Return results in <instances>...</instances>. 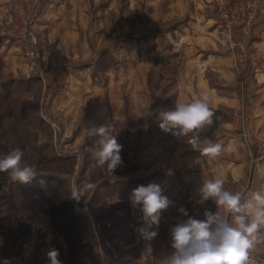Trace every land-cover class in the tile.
Returning a JSON list of instances; mask_svg holds the SVG:
<instances>
[{"label": "rangeland", "instance_id": "374dc122", "mask_svg": "<svg viewBox=\"0 0 264 264\" xmlns=\"http://www.w3.org/2000/svg\"><path fill=\"white\" fill-rule=\"evenodd\" d=\"M41 2L44 8L46 0ZM141 4L71 0L63 8L77 31L68 34V42L56 33L39 32L36 58H24L14 47L0 52V156L19 148L22 163L38 173L28 184L0 173V232L5 236L0 247L13 264H48L51 248L59 251L61 264H160L171 251L170 230L183 223L182 217L160 219L159 228L152 229L158 235L144 241L132 233L139 210L110 202L113 196L130 194L113 193L106 185L121 168L146 170L155 162L163 135L149 107L170 102L166 90L182 69L169 64L170 51L156 53L154 17H146ZM158 24L164 28L171 21ZM162 87L166 96L158 92ZM93 124H111L122 146L123 164L112 175H105L90 150L96 138H88L87 128ZM47 176L60 180L57 197L40 192L45 186L40 177ZM85 182L94 183L95 190L79 201L72 199V187ZM68 201L81 220L61 234L51 218L59 222ZM201 206L205 212L207 204ZM207 210L214 212L216 205ZM10 227L14 234L7 233ZM146 244L153 249L150 257L143 254ZM259 245L257 263L264 264V243Z\"/></svg>", "mask_w": 264, "mask_h": 264}, {"label": "crops", "instance_id": "0c3cea01", "mask_svg": "<svg viewBox=\"0 0 264 264\" xmlns=\"http://www.w3.org/2000/svg\"><path fill=\"white\" fill-rule=\"evenodd\" d=\"M69 1L46 0L37 21L38 35L39 32H47L53 37L56 33L61 41L63 38L64 42H68V34L77 31L71 23L70 12L63 8ZM9 2L0 0V21L8 13ZM141 2L144 15L154 17L152 21L155 27L152 31L157 34L156 53L159 49L170 51L169 64L182 66V69L174 73L173 83L166 90L171 97L170 102L149 107L151 115L155 116L158 134L163 135L162 144L156 145L158 152L155 162H151L146 170L138 171L136 167L129 166L121 168V173L116 174L117 178L108 181V187H112L113 193L129 195L140 185H160L163 194L173 201L169 209L162 212L161 221H177L183 217L177 209L182 206L187 210L191 199L199 200L198 189L207 179L219 177L224 180L225 190L244 191L246 195L264 189V0H261L249 35L243 38L244 47L255 64V68L247 73L243 93L237 88L239 75L233 69V59L229 53L218 51L215 38L219 27L213 8L215 0ZM169 20L171 24L168 27L161 28L158 24L159 21ZM13 47L25 58L20 46L0 39V52ZM67 86L66 82L63 90H67ZM162 90L163 87L158 92L166 96L167 93ZM65 93L71 94L69 91ZM202 95L208 97L218 123L205 126L199 135L205 145L219 143L222 146L221 153L215 158L193 150L186 137L171 133L165 136L159 128L161 110H173L176 102H191ZM204 204L209 209L215 206L211 199ZM141 226L143 221L140 218L132 233L136 235V229ZM260 243H264V240L258 241L251 250L253 264H258Z\"/></svg>", "mask_w": 264, "mask_h": 264}, {"label": "clouds", "instance_id": "9594fccd", "mask_svg": "<svg viewBox=\"0 0 264 264\" xmlns=\"http://www.w3.org/2000/svg\"><path fill=\"white\" fill-rule=\"evenodd\" d=\"M213 116L208 97L202 95L191 102H176L173 110H161L159 128L165 133L186 137L193 150L215 158L221 153L222 146L219 143L205 145L199 135L205 126L213 124ZM112 132L111 124H93L87 128L88 138H96L90 150L105 175H112L123 164L122 146ZM23 157L24 152L19 148L0 156V173H7L13 182L30 183L38 173L34 166L22 163ZM95 188L94 183L85 182L82 186H73L70 196L79 201ZM198 195L196 203L204 204L211 199L217 210H206L203 220L189 217L186 222L173 226L170 230L171 251L160 264H253L251 250L258 241L264 240V189L247 195L242 191L232 192L225 190L224 180L216 177L204 180ZM129 201L131 207L142 214L143 226L136 232L144 241H152L158 235L157 230H152L153 226L159 228L162 212L168 210L173 201L156 183L138 186L130 194ZM118 202V197L112 200V203ZM177 211L188 216L182 206ZM143 254H153L150 244H146ZM46 256L48 264H61L57 249L51 248ZM5 264L9 262L5 261Z\"/></svg>", "mask_w": 264, "mask_h": 264}, {"label": "built area", "instance_id": "2783aa9c", "mask_svg": "<svg viewBox=\"0 0 264 264\" xmlns=\"http://www.w3.org/2000/svg\"><path fill=\"white\" fill-rule=\"evenodd\" d=\"M260 6L261 0H217L215 5L219 27L218 51L229 53L233 59V69L239 75L237 88L242 93L248 71L255 68V64L250 60L249 52L244 47L243 38L249 35ZM42 11L41 0H10L8 13L0 21V39L20 46L26 58H36L39 52L37 21ZM33 37H35V43H33ZM129 196H113L110 202L112 203V200L118 197L120 203L133 209ZM197 201L193 200L188 205V216H183L182 222H186L189 217L200 220L204 218L203 208L201 204L196 203ZM207 208L209 209L208 206L204 209L207 210Z\"/></svg>", "mask_w": 264, "mask_h": 264}, {"label": "trees", "instance_id": "16d2710c", "mask_svg": "<svg viewBox=\"0 0 264 264\" xmlns=\"http://www.w3.org/2000/svg\"><path fill=\"white\" fill-rule=\"evenodd\" d=\"M44 180L45 182V186L40 188V192L43 193H48L51 196H55L57 197V192H58V185H59V179L54 178L52 176H47L45 177H40ZM52 181H57L56 183L51 182ZM107 185V184H106ZM64 210L65 212L63 213V215L61 216V220L59 222H56L55 217H52L51 220L53 222V227L57 230V232L61 233V234H68L70 233V227L78 224L80 222V216L76 213H73L71 211V205L68 202H65L64 204ZM16 231V229L14 227H10L7 230L8 234H14ZM0 237H2V241H5V236L3 234V232H0ZM5 261H8L9 264H13V258L9 257V254L4 251L1 247H0V264H5Z\"/></svg>", "mask_w": 264, "mask_h": 264}, {"label": "water", "instance_id": "95a60500", "mask_svg": "<svg viewBox=\"0 0 264 264\" xmlns=\"http://www.w3.org/2000/svg\"><path fill=\"white\" fill-rule=\"evenodd\" d=\"M217 120H216V118L213 116V125H217ZM116 174H119V173H121V170H118V171H116L115 172ZM244 192V191H243Z\"/></svg>", "mask_w": 264, "mask_h": 264}]
</instances>
